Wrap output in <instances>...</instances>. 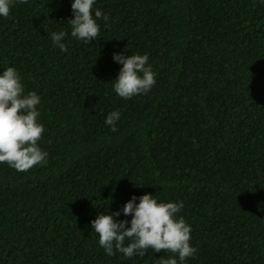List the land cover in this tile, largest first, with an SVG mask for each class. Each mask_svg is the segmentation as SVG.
<instances>
[{
	"label": "trees",
	"instance_id": "16d2710c",
	"mask_svg": "<svg viewBox=\"0 0 264 264\" xmlns=\"http://www.w3.org/2000/svg\"><path fill=\"white\" fill-rule=\"evenodd\" d=\"M97 39L66 36L69 0H14L0 17V70L41 97L45 163L0 164V264H155L108 256L90 222L133 195L183 201L194 257L264 264V4L259 0H96ZM148 54L151 90L112 91L113 53ZM119 110L117 130L104 124ZM138 202V201H137ZM118 219H130L121 214ZM128 241H125V244Z\"/></svg>",
	"mask_w": 264,
	"mask_h": 264
},
{
	"label": "clouds",
	"instance_id": "9594fccd",
	"mask_svg": "<svg viewBox=\"0 0 264 264\" xmlns=\"http://www.w3.org/2000/svg\"><path fill=\"white\" fill-rule=\"evenodd\" d=\"M14 0H0V17H7ZM22 2V0H20ZM264 4V0H259ZM72 18L66 24L71 31H53L52 46L67 52L66 36L85 43L97 39L100 32L98 20L108 21L109 16L99 8L93 9L96 0H69ZM113 60L121 65L112 81V91L125 100L151 90L156 83V73L148 63V54L125 55L113 53ZM20 73L11 66L0 70V164L23 172L45 163L48 153L38 144L45 131L38 119L41 97L35 91L25 92ZM120 111L113 110L105 116L104 124L117 130ZM138 201V202H137ZM183 201H158L155 195H133L121 208L97 214L90 228L98 235L99 246L108 256L116 252L124 258L144 257L162 250L170 253L165 258H153L155 264H185L194 257L197 249L190 244L191 225L179 215ZM130 219H118L121 216ZM128 241L125 244V241Z\"/></svg>",
	"mask_w": 264,
	"mask_h": 264
}]
</instances>
